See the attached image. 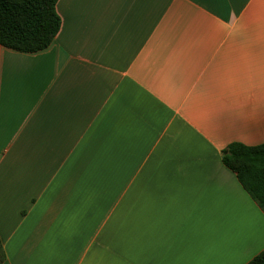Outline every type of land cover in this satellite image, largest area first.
I'll return each mask as SVG.
<instances>
[{
	"label": "crops",
	"instance_id": "0c3cea01",
	"mask_svg": "<svg viewBox=\"0 0 264 264\" xmlns=\"http://www.w3.org/2000/svg\"><path fill=\"white\" fill-rule=\"evenodd\" d=\"M0 46L1 264H248L264 209L223 161L264 144V0H59Z\"/></svg>",
	"mask_w": 264,
	"mask_h": 264
},
{
	"label": "trees",
	"instance_id": "16d2710c",
	"mask_svg": "<svg viewBox=\"0 0 264 264\" xmlns=\"http://www.w3.org/2000/svg\"><path fill=\"white\" fill-rule=\"evenodd\" d=\"M59 0H0V46L22 53L48 49L58 36L62 20ZM223 161L238 174L243 186L264 209V144H231ZM4 253L0 242V264ZM248 264H264V251Z\"/></svg>",
	"mask_w": 264,
	"mask_h": 264
}]
</instances>
